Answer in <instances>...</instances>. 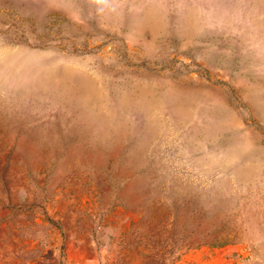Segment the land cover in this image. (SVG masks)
<instances>
[{
    "label": "rangeland",
    "instance_id": "rangeland-1",
    "mask_svg": "<svg viewBox=\"0 0 264 264\" xmlns=\"http://www.w3.org/2000/svg\"><path fill=\"white\" fill-rule=\"evenodd\" d=\"M0 264H264V0H0Z\"/></svg>",
    "mask_w": 264,
    "mask_h": 264
}]
</instances>
